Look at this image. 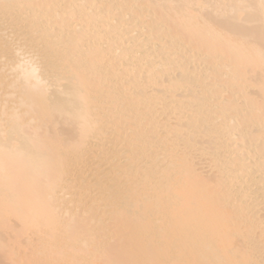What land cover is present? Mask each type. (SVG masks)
I'll list each match as a JSON object with an SVG mask.
<instances>
[{"label": "bare ground", "instance_id": "obj_1", "mask_svg": "<svg viewBox=\"0 0 264 264\" xmlns=\"http://www.w3.org/2000/svg\"><path fill=\"white\" fill-rule=\"evenodd\" d=\"M0 264H264V0H0Z\"/></svg>", "mask_w": 264, "mask_h": 264}, {"label": "rangeland", "instance_id": "obj_2", "mask_svg": "<svg viewBox=\"0 0 264 264\" xmlns=\"http://www.w3.org/2000/svg\"><path fill=\"white\" fill-rule=\"evenodd\" d=\"M116 3H117V2L115 1L114 3H112V5H115ZM132 11H135V9L132 10ZM19 15H20V14L18 13V14H15V15L13 16V17H18V18H16L15 21H21V20H22V18L19 17ZM143 17H145V18H142V17H141V18H142V19H141V18L139 17L141 20H140L139 18H138V20L136 19V21L133 22V25H140V23H146V21H147V22L149 21V18H150V17L148 18V20H146V17H147V16H143ZM133 25H130V26L132 27ZM134 27H135V26H134ZM133 33H135V32L133 31ZM104 35H105V34H104ZM204 167H205V166H204ZM204 167H203V168H204ZM207 167H208V166L205 167V168H206L205 170H208Z\"/></svg>", "mask_w": 264, "mask_h": 264}]
</instances>
